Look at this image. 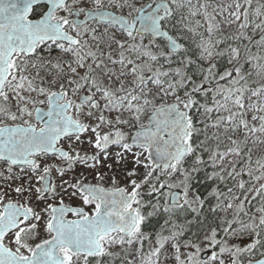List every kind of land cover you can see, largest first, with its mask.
<instances>
[{"label":"snow or ice","instance_id":"snow-or-ice-1","mask_svg":"<svg viewBox=\"0 0 264 264\" xmlns=\"http://www.w3.org/2000/svg\"><path fill=\"white\" fill-rule=\"evenodd\" d=\"M85 134L92 156L73 145ZM259 145L264 0H0V177L19 181L8 184L15 197L0 190V264H161L169 242L177 264H243L264 249ZM129 154L130 187L65 179L76 164ZM201 172L225 185L208 192L217 201L209 211L223 215L184 243L194 251L181 259L185 229L172 216L202 213L206 197L193 191ZM161 211L172 231L152 243L143 227ZM242 236L245 247L229 244ZM205 247L213 251L201 259Z\"/></svg>","mask_w":264,"mask_h":264},{"label":"rangeland","instance_id":"rangeland-1","mask_svg":"<svg viewBox=\"0 0 264 264\" xmlns=\"http://www.w3.org/2000/svg\"><path fill=\"white\" fill-rule=\"evenodd\" d=\"M256 38L258 39L259 36H257ZM57 54L58 53H56V55ZM125 130L126 131H132V130H129L127 128ZM87 135L88 134H85L84 136H82L81 139L84 141L83 143L76 144V142L73 141V145L76 147V150L79 151L81 155H85L86 154L88 156H92V155L95 154V150L88 145V143H87ZM119 150L120 149L118 148V146L111 145L110 148H109V153H115V152H117ZM254 150H255L254 152L256 153V155H258V153H259V156H256V157H255V155L253 156L254 159L259 158L261 156H264V145H259V146L255 147ZM93 163H94V161L89 160L87 165L81 164V166L82 165L84 166L85 172L88 174L89 177L94 178L96 173L100 172V173H102L104 175V180L100 181L104 185L110 186V187H112V186H114V187L115 186H122V187L128 186V187H130L129 182H128V177H127L126 173H127L128 170H131L133 167H136L134 165L132 159H131V154H129L127 159L125 161H122L120 164H116L114 162V159L111 156L106 161L103 159V157H101V163L98 164L95 169L89 167V165H91ZM107 164H112L113 167L111 169H109L106 166ZM138 171L139 172H143V169L139 168ZM113 177L115 178V182H113ZM203 179L205 180V178H203ZM193 191L195 193L197 192L196 189L194 188V185H193ZM65 199L66 200H73V198L69 199V197L67 195L64 196V200ZM75 200H78V199H75ZM147 211H151V210L147 209ZM193 214H195V213H193ZM166 218L168 219L167 214H166ZM162 220H163V222L161 223V225L159 224L156 227V229L154 230L153 233L143 230L145 233L150 234V238H151L152 243L155 242L156 233H158V232L162 231V234L166 235V236L171 234L172 221H175L177 225H181V222L177 221V216H175V214L172 216V221H169V223L167 225H165L164 217H163ZM183 226H184V229H185L184 230V234L181 237L178 238V242L181 245V249H180V251H181V259H184L185 255L187 253H189L191 251H194V249H192L190 247H184V243L186 241H189V240H192L193 242H198L199 240H202L203 233H204V232H202L197 240H193V236H194L193 232L187 234L188 236L190 235L189 237H184V235L186 234V231L188 229H187V226H185V225H183ZM250 242H251V240L247 236H242V237H239V238L233 237V238L229 239V244L230 245H238L240 247H245L246 244L250 243ZM167 244H166L167 248H168L167 251H170L169 252L170 257L167 260L168 263L167 262L166 263L167 264H177V262L175 260V249L172 248L171 242H169ZM149 247H150V244L146 241V248H145L146 251L148 250ZM216 250L218 251V249H216ZM212 251H213V249L205 247V250L201 252V259H207V257L210 255V253ZM258 251H264V249H259ZM162 255L164 256V250L162 252ZM248 255L249 254H247V253L243 254V256H242L243 264H245V261H246L245 259L247 258ZM224 256L227 257L228 254L225 253ZM136 259H137V262H139L140 258H136ZM161 264H165L164 263V257H163V260L161 261ZM225 264H228L227 259H226Z\"/></svg>","mask_w":264,"mask_h":264},{"label":"trees","instance_id":"trees-1","mask_svg":"<svg viewBox=\"0 0 264 264\" xmlns=\"http://www.w3.org/2000/svg\"><path fill=\"white\" fill-rule=\"evenodd\" d=\"M227 66L228 65L226 63V60H221L219 62V70L220 71H222L224 69V67H227ZM253 79H256V78L253 77ZM254 155H255V157L259 156V153H258V155H256V153L254 152ZM206 171H211V169L209 168ZM203 178H204V173L203 172L197 174L196 175V179L193 181V185H194V188L197 191L196 192L197 194H201L203 197H206L205 206H204V209L202 210L204 212H202L199 216H197L196 214H193L190 211L187 212V213H179L178 212V213L175 214V216H177V221H180L181 225L187 226L188 230L186 231V234L184 235V237H189L190 235L188 236L187 235L188 233H191V232L197 230L198 224L202 221L201 220L202 216L206 217L205 218L206 221H203V224H201V226H200L201 229H203L205 227V225H207V223L209 225H212L213 227H215L216 225L219 224V216L223 215L222 213L214 214L211 211H209V209L211 207H213L217 203V201H216V199L214 197L208 196V192L211 190L212 186H218L221 191H225L226 192L225 185L224 184L216 185L215 182L206 181ZM244 178L248 179L247 176H245ZM227 186L231 187L232 186V182H227ZM148 198L149 197L145 196V199H148ZM250 207H251V205H250ZM163 217H164V222H165V220H167L166 214H164L162 211L160 213L150 217L149 220L146 222L145 226L143 227V230L153 233L154 230L156 229V227L159 224L161 225V223L163 222V220H162ZM186 220H192L193 223L191 225H188V224H186ZM197 221H199V223ZM193 239H194V237H193ZM167 245H165L164 256L161 255V258H160L161 261H162L163 257H164V263L165 264L168 263L167 260L170 257V254H169L170 251H167L168 250ZM145 248H146V242H145ZM145 251H146V249H145ZM137 258H139V256H137Z\"/></svg>","mask_w":264,"mask_h":264},{"label":"flooded vegetation","instance_id":"flooded-vegetation-1","mask_svg":"<svg viewBox=\"0 0 264 264\" xmlns=\"http://www.w3.org/2000/svg\"><path fill=\"white\" fill-rule=\"evenodd\" d=\"M148 2H149V0H136V3L137 4H141V3H145L146 4ZM38 11H39V9H38ZM38 51H40V50H38ZM46 52H47V50L44 49V51H41L40 54L41 55H46ZM56 53H57V51H55V50L52 52L53 57L56 56ZM62 146L65 147V149L67 150V148H68V142L67 141H63L62 142ZM41 162L42 163H54L55 161H53V160H47L46 161V160H44V158H41ZM83 169H84V166L83 165L81 166V164H76L75 167H74V169L65 176V179H70L73 176H75V177H82L88 183H93V184L100 183L102 186H104L106 188H112V187H114V186H112V187L106 186L102 182L98 181L97 179H94V178L89 177L88 174L85 172V169L84 170ZM4 170L5 169H4L3 164H0V171H4ZM14 172H16L17 175L20 174L18 168H14ZM52 176H53L54 179H56L57 183H59V179H58L59 174L57 172L53 171ZM18 182L19 181H16V182H11V181L5 182V180L3 179V177H0V190L7 191L9 197H15V193L9 189L8 184H11L12 185V188H14L16 186V183H18ZM25 182H26V178H25ZM115 187H117V186H115ZM118 187H122V186H118ZM75 199H78V200H75ZM65 203L66 204H71L72 206L84 207L85 211H88V212H91L92 208L94 207L93 205H83L82 202L80 201V199L78 197H74L73 200H66L65 199ZM251 207H252V210L255 209V207H253L252 205H251ZM202 212H204V211H202ZM69 218H74V217H72L70 215ZM205 218L206 217H204V216L201 217V220L202 221L198 224L197 230L196 231H193V234H194V236H193L194 239L193 240H197L199 238V236L201 235V233L204 232V230H206L207 228L213 227L212 225H209L207 223V225H205V227L203 229H201L200 226H201V224H203V221H206ZM229 218H231V217L229 216ZM244 219L246 220L247 218L244 217ZM258 250L256 251V254L255 255H253V256H249L248 255L247 256V258L245 259L246 260L245 261V264H247V260L248 259L256 260V259L263 258L262 256H260V252L261 251H258Z\"/></svg>","mask_w":264,"mask_h":264},{"label":"water","instance_id":"water-1","mask_svg":"<svg viewBox=\"0 0 264 264\" xmlns=\"http://www.w3.org/2000/svg\"><path fill=\"white\" fill-rule=\"evenodd\" d=\"M261 259H264V257H263V258H261Z\"/></svg>","mask_w":264,"mask_h":264}]
</instances>
